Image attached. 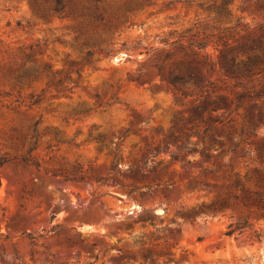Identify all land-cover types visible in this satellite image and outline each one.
Listing matches in <instances>:
<instances>
[{"label":"rangeland","instance_id":"obj_1","mask_svg":"<svg viewBox=\"0 0 264 264\" xmlns=\"http://www.w3.org/2000/svg\"><path fill=\"white\" fill-rule=\"evenodd\" d=\"M0 264H264V0H0Z\"/></svg>","mask_w":264,"mask_h":264},{"label":"trees","instance_id":"obj_2","mask_svg":"<svg viewBox=\"0 0 264 264\" xmlns=\"http://www.w3.org/2000/svg\"><path fill=\"white\" fill-rule=\"evenodd\" d=\"M88 55L90 54L88 53ZM225 58L226 57H225L224 52H220L218 61L219 63H221V69L227 73H230L231 71L228 70L226 67H224L223 65L224 63H222V61L224 62ZM204 63L207 67L211 69V63L209 61L207 62V60H204ZM195 64L196 62L193 60L192 62L188 64L177 66L175 69L177 72H175L174 70H171L167 72L166 74H163V78L173 90L180 92L181 95L184 97L189 96L188 90L191 85L194 86V91H196L197 94H200L202 96V94L207 91V88L210 85V83L208 84L203 83L202 75L199 72V69L195 67ZM257 64H258V61L256 60V58H249L246 62L243 63L244 71L242 72V74H244L245 76H250L251 72L255 69V66ZM231 74L233 73L231 72ZM226 106H227L226 110L230 112L231 103L230 104L228 103V105ZM239 109H240L239 105H236L234 111H238ZM217 110L218 108L214 109V111H217ZM242 121H243V126L245 129L246 135L254 136L255 133H253V131H254L255 125L252 123V121H250V118L248 117V115H243ZM219 123H222V122L219 121ZM212 129H213V126L210 127V130Z\"/></svg>","mask_w":264,"mask_h":264}]
</instances>
